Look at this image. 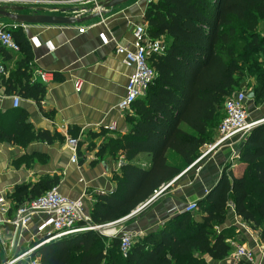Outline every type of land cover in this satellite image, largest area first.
Listing matches in <instances>:
<instances>
[{
	"label": "trees",
	"instance_id": "16d2710c",
	"mask_svg": "<svg viewBox=\"0 0 264 264\" xmlns=\"http://www.w3.org/2000/svg\"><path fill=\"white\" fill-rule=\"evenodd\" d=\"M141 24L165 51L150 60L156 79L127 116L130 132L105 147L110 157L119 155L125 164L113 176L114 190L96 195L89 212L93 227L122 221L169 189L213 142L214 128L225 117L223 105L240 87L251 90L247 93L256 106L264 104V0H152ZM8 32L19 52L0 46V60L8 70L1 83L5 94L41 106L46 87L32 81L29 43L19 26ZM9 61L15 63L11 72ZM39 140L51 142L48 133L33 132L24 111L0 113V142L26 147ZM168 152L182 165H169ZM141 154L151 157L149 169L132 163ZM236 159L238 169L227 166L217 185L195 202V212L184 211L157 233L137 237L127 257L119 238L89 230L46 244L16 264H206L200 256L229 264V234L216 229L225 222L230 203L236 216L264 237V123L244 136ZM58 185L54 176L16 187L7 197L13 204L9 215Z\"/></svg>",
	"mask_w": 264,
	"mask_h": 264
},
{
	"label": "crops",
	"instance_id": "0c3cea01",
	"mask_svg": "<svg viewBox=\"0 0 264 264\" xmlns=\"http://www.w3.org/2000/svg\"><path fill=\"white\" fill-rule=\"evenodd\" d=\"M19 7L24 8V13L28 15L80 16L78 8L73 6L30 2ZM146 8L145 0H137L83 24L19 26L33 55L32 81L38 72L51 73L55 78L53 83L45 86L46 96L41 106L30 100H21L18 109L27 115V123L33 132L48 133L51 142L33 141L26 147L0 142V195L7 198L18 186H34L42 177L56 176L59 193L71 200H82L85 215L89 217L96 195L114 190L113 176L119 174L125 161L119 155L110 157L105 147L109 140L130 132L127 116L132 113L119 112L117 105L126 94L125 88L132 71L117 55L115 44L103 46L99 35L105 33L118 44L131 46L135 28L142 23ZM81 27H86L84 34L78 33ZM8 65L11 72L15 63L9 61ZM77 82L81 83L80 92L75 89ZM3 95L0 97L2 114L14 109L12 96H7L5 89ZM250 102L252 100L248 104ZM259 110H264V104ZM110 127H115L116 131L110 132ZM181 130L191 133L186 126H181ZM66 137L79 140V161L76 165L71 163ZM213 137V142L200 150L199 158L153 203L122 223L103 229L101 234L109 239L113 230L118 229L138 237L155 234L171 218L183 213L189 203L197 202L213 189L227 166L236 171L237 145L231 141L209 151L218 140V132ZM166 158L171 166L182 165L181 159L173 152H168ZM132 163L149 169L152 160L149 155L141 154ZM10 205L12 209L13 204ZM38 225L39 219L29 225L19 242V250L26 251L36 244ZM216 231L229 234L228 242L232 248L233 245H244L253 250L255 264H264V237L261 231L252 229L239 219L232 203L229 204L225 222ZM11 237V227L4 225L0 232V243ZM233 251L226 263L240 264L241 261L234 258ZM200 259H205L206 264H222L204 256H200Z\"/></svg>",
	"mask_w": 264,
	"mask_h": 264
},
{
	"label": "built area",
	"instance_id": "2783aa9c",
	"mask_svg": "<svg viewBox=\"0 0 264 264\" xmlns=\"http://www.w3.org/2000/svg\"><path fill=\"white\" fill-rule=\"evenodd\" d=\"M106 0H51V1H36V0H0V6H23L26 3L50 4V5H65L77 7V12L80 16H88L100 12V3ZM151 2L152 0H145ZM79 16V17H80ZM17 28L18 25L0 21V46L5 50L18 53L19 47L15 43L9 28ZM86 27H81L79 34H84ZM134 41L131 46H122L115 39H110L105 33L99 35V39L103 46L114 43L116 53L119 55L123 64L131 69L132 74L128 78L126 85V94L118 103L117 110L121 113L131 112L133 104L146 96L150 85L156 79V73L150 67V60L155 56H161L165 51V46L160 40H152L146 32L144 25L140 24L135 28L133 34ZM33 81H39L40 84L47 86L54 81V75L51 73L38 72L35 73ZM8 76V70L0 60V97H4L1 83ZM77 92L81 90V83L75 85ZM247 92H237L229 98L225 105V117L218 129V140L213 147L208 150L224 146L233 141L237 136L248 134L253 128L264 123V120L250 123L249 108H248ZM12 105L14 109H18L21 104V99L18 96H12ZM110 132H115V127L109 128ZM78 146L79 140L72 137H66V147L71 153V163L78 164ZM163 191V190H162ZM158 193L148 203L140 207L130 217L143 211L147 206L153 203L156 198L162 193ZM197 210L196 203H189L185 212L193 213ZM11 205L8 199L0 195V232L4 225H9L12 229V237L0 243L2 251L8 257V263L16 264L20 261H26L40 247L49 244L63 237L83 232V231H102L114 225L122 223L124 220L105 225L102 227H93L90 225V219L85 215L82 200H71L61 195L57 188L52 189L44 196L19 207L12 216H10ZM128 217V218H130ZM39 219L37 227L36 244L26 251L19 250V242L23 239V234L28 230L29 225L33 220ZM111 237L120 239V251L124 257H127L130 249L133 246L137 235L124 231L113 230ZM233 256L237 261L247 264H255V253L253 250L244 245H233ZM5 263V262H4ZM30 264H38L32 261Z\"/></svg>",
	"mask_w": 264,
	"mask_h": 264
},
{
	"label": "water",
	"instance_id": "95a60500",
	"mask_svg": "<svg viewBox=\"0 0 264 264\" xmlns=\"http://www.w3.org/2000/svg\"><path fill=\"white\" fill-rule=\"evenodd\" d=\"M137 0H106L100 3V12L88 15L87 17H59L45 15H28L25 9L19 6H0V20H6L18 26L22 25H51V26H72L83 24L96 20L106 14L108 11L124 6ZM248 100H253V95H248ZM97 228V227H95ZM0 264H6L2 261V247L0 245Z\"/></svg>",
	"mask_w": 264,
	"mask_h": 264
},
{
	"label": "rangeland",
	"instance_id": "374dc122",
	"mask_svg": "<svg viewBox=\"0 0 264 264\" xmlns=\"http://www.w3.org/2000/svg\"><path fill=\"white\" fill-rule=\"evenodd\" d=\"M262 32L264 33V27H262ZM244 83V82H243ZM252 84V82H251ZM250 92L251 90L248 89V88H245L244 87H240L236 92ZM225 105L226 103H224L223 105V110L225 108ZM248 108H249V122L250 123H255V122H258V121H261V120H264V110H259L260 109V106H256L253 101L250 102V104H248ZM263 118V119H261ZM219 125L220 123L214 128L215 129V132L214 134H217V131H218V128H219ZM244 138L243 135H239L237 136L232 142L235 144V145H240L242 139ZM237 147V146H236ZM8 257L6 256L5 252L2 251V261L3 262H7L8 263Z\"/></svg>",
	"mask_w": 264,
	"mask_h": 264
}]
</instances>
